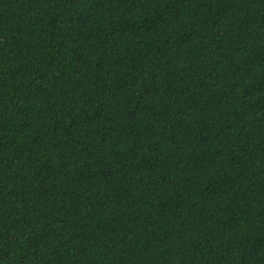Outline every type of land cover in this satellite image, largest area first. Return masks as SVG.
<instances>
[{
	"label": "trees",
	"instance_id": "trees-1",
	"mask_svg": "<svg viewBox=\"0 0 264 264\" xmlns=\"http://www.w3.org/2000/svg\"><path fill=\"white\" fill-rule=\"evenodd\" d=\"M0 264H264V0H0Z\"/></svg>",
	"mask_w": 264,
	"mask_h": 264
}]
</instances>
